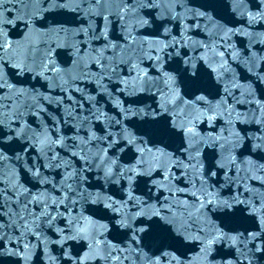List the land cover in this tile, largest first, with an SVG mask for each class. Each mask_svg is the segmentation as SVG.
Returning <instances> with one entry per match:
<instances>
[{"label":"snow or ice","instance_id":"obj_1","mask_svg":"<svg viewBox=\"0 0 264 264\" xmlns=\"http://www.w3.org/2000/svg\"><path fill=\"white\" fill-rule=\"evenodd\" d=\"M9 2L0 0V99L12 101L11 106L0 104V161L9 158L5 149L14 152L18 165L22 162L25 180L42 187L33 193L15 173L2 181L6 186L0 190V214L8 216L9 222L0 223V256H14V264H28L33 250L42 245L44 260L52 264H124L129 256L121 254L128 249L105 239L109 224L130 246L148 248L139 252L136 264H161L166 257L168 264H189L183 253L176 254L178 249L167 250L171 245L144 244L145 237L153 233L176 244L198 245L205 264H213L218 245L236 249L249 261L264 256V196L257 207L255 197L248 195L251 189L243 183L245 179L264 183V56L253 52L242 57L230 43L239 29L229 26L232 18L242 21L246 17L249 26L264 21V0H227L222 10L208 3L189 7L187 0H95V14L103 16V26L99 25L97 33V22L89 20L87 27L73 31L71 41L40 39L52 34L59 37L61 32L67 36L70 30L48 28L41 34L35 17L52 10L79 11L81 0H48L47 8L42 7L43 0L31 14H25L29 16L24 20L27 31L17 40L9 37L6 27L13 20L3 14ZM111 16L121 22L119 42L109 35ZM189 17L204 33L203 38L189 34L193 25L184 24ZM169 20L179 22V38ZM137 25L152 28L147 35L155 38L133 35ZM81 33L83 39H78ZM91 40H103V47L89 50L85 45ZM61 48L69 51L70 67L57 63L56 53ZM196 52L199 54L194 55ZM145 57L151 73L141 67ZM93 61L99 72L89 70ZM121 65L128 67L130 76L135 72L131 88L129 80L117 71ZM237 69L245 70L248 76L243 77ZM9 70L22 79L10 82ZM29 76L43 80L49 94L16 86ZM92 80L108 96L114 114L96 107L95 96H87L92 108L80 103L79 114L76 109H66L65 119L51 117L50 127V117L44 115L46 105L59 106L63 99L52 95L54 90L64 91L69 83ZM104 80L116 87L108 90ZM145 92L153 98L150 111L135 106L139 100L122 101L114 95ZM245 104L249 106L245 111L238 110L237 106ZM137 119L150 131H140ZM69 121L76 129L71 137L58 127ZM253 122L259 134L241 135L243 128L238 125ZM76 140L93 145L94 150L85 152L80 147L67 158L57 150L67 153L76 149ZM244 149L249 158L240 160ZM30 150L32 158H28ZM59 169L64 170V174L58 172L59 183L46 175ZM233 170L235 176L230 175ZM92 174L116 191L93 194L85 187ZM141 180L143 195H137ZM233 184L237 185L236 194L224 198L223 190H231ZM9 186L14 202H10ZM177 208L183 209L179 215ZM97 214L108 223H100ZM238 219L251 222V229L242 237L231 226ZM138 228L142 234L139 239ZM51 231L57 238L49 242L45 233ZM15 233H19L15 246L8 247ZM71 242L79 244V249L70 251ZM49 243L59 246V254L50 255ZM241 243L247 251L240 249ZM229 257L231 251L221 257V264H232Z\"/></svg>","mask_w":264,"mask_h":264},{"label":"water","instance_id":"obj_2","mask_svg":"<svg viewBox=\"0 0 264 264\" xmlns=\"http://www.w3.org/2000/svg\"><path fill=\"white\" fill-rule=\"evenodd\" d=\"M188 6L197 8L200 7L201 4L203 3H208L211 5V8H216L218 10L223 9V4L227 2V0H187ZM95 3V0H94ZM210 8V10H211ZM159 11V10H157ZM177 11H182V9H177ZM107 14V13H105ZM155 12L153 13V16H155ZM100 20L103 26V16H100ZM111 20L113 21V24L110 26V31L109 35L112 40L117 41V38L120 37L122 38V33L120 29V21L117 19L115 16L110 17ZM227 18V17H226ZM232 23H230L229 26H234L235 29H239V32H236L232 38L230 43L234 45L235 49L239 51L240 55L243 57L245 55H250L251 53H256L257 56H264V21H261L259 23H253L251 26H249L247 18L245 17L242 21L239 20V18H232ZM192 23L193 27L191 31L189 32L190 35H193L195 39H201L204 37V33L200 32L196 29L195 27V22L191 20V17H189L187 20L184 21V24ZM169 27L172 28V30L176 33L177 38H179V32H180V27H179V22L177 21H168ZM152 28H142L137 25L136 31L133 32V35L138 36L139 39H154L155 37L147 35L148 33L152 32ZM119 42V41H117ZM194 55H198L199 53H193ZM145 70L149 71L150 73L152 72V69L150 68L149 62L147 58L145 57L143 64L141 65ZM264 67V66H262ZM240 73H242L243 77H247L248 73L243 70V69H237ZM117 71L120 73V76L122 78L128 79L129 80V85L131 88L132 85V80L131 76L135 75V72L133 71L131 73V76L129 75L128 67L121 65L120 68L117 69ZM242 83H248L247 79H242ZM163 86V85H161ZM122 87V85H121ZM260 95V91H257V96ZM124 100L125 101H133V100H139L140 103L138 105H135L137 107H142L145 108L146 110L150 111V106L153 104V98L152 96L145 92L141 93L139 96H127L124 95ZM128 104L126 103V107ZM238 110L240 111H245L249 106L248 105H242V106H237ZM254 107V105L252 106ZM136 127L140 129L142 132H148L150 131L149 127L141 120L137 119L136 121ZM238 127L243 128V132L241 135H251L255 136L258 133L257 131V125L253 122L251 124H244ZM243 155L239 157L240 160H244L249 158V152L248 150L244 149ZM206 154H208L206 150ZM251 158L255 159V155L251 154ZM236 175L235 170H233L230 175ZM240 176L243 177L244 173L240 172ZM244 184H247L248 188L251 189V192L248 193V195L255 197V200L257 202V207H259V201L261 196H264V183H261L260 181L256 179H245ZM236 184H233L229 188H225L223 190L222 195L224 198H228L230 195H235L236 194ZM240 191H244V187L241 185ZM177 214L181 211H183L182 208H177L176 209ZM219 215V214H217ZM217 223H220L219 220L216 221ZM232 227H235L238 229V233L242 235L245 233L246 229H251V222L250 220H245V219H238ZM157 237V242L161 247H167L168 245H171L170 248H167L168 251H177V255L180 253L184 254V257L187 258L189 261V264H205L204 261L200 259L199 256V246L196 244H176L173 240L167 238L166 236H163L159 233H156ZM219 248L218 252H214L213 256L215 257L213 264H221V257L225 256L229 251L232 252V257H229V259H232V264H236V261L239 260V264H264V256H258L257 258L252 259L249 261V259L244 258L243 256L240 255L239 252L236 251V249H229L227 245H218ZM239 247L243 251H247L246 248H244L243 243L239 244ZM251 254L249 253V256ZM213 257V258H214ZM162 264H168V259L167 257L163 259ZM175 264V262H173Z\"/></svg>","mask_w":264,"mask_h":264}]
</instances>
